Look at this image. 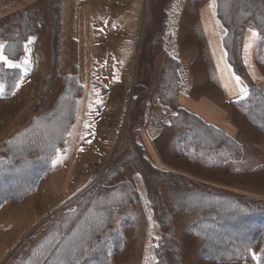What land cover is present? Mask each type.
<instances>
[{
  "label": "rangeland",
  "instance_id": "374dc122",
  "mask_svg": "<svg viewBox=\"0 0 264 264\" xmlns=\"http://www.w3.org/2000/svg\"><path fill=\"white\" fill-rule=\"evenodd\" d=\"M9 4L0 0V10ZM30 5L37 8V26L25 34L19 55L10 58L2 49L10 62L0 60L2 67L18 68L20 74L12 100L2 101L0 85L5 114L0 115V158L16 130L56 103L65 76L75 74L82 94L74 93L76 114L48 172L32 192L0 206V264L20 263L43 240L52 242V252L58 247L59 257H71L87 239L86 223L103 218L99 236L122 237L119 245L112 235L109 264H259L261 241L249 260L206 259L202 238L190 232L203 212L190 211L181 199L199 182L264 208V133L244 109L236 103L227 108L231 132L225 133L240 147L222 159L220 152L182 149L178 138L185 126L171 122L176 106L197 115L178 100L181 89L196 97L208 89L214 94L216 76L200 12L207 5L216 16V0H34ZM7 15L0 14V25ZM8 29L16 32L15 25ZM248 29L252 24L241 37ZM169 57L176 60L178 84L174 96L161 98L155 91ZM258 64L259 80L245 68L235 74L241 88L251 82L264 89V59ZM83 211L86 216L75 228Z\"/></svg>",
  "mask_w": 264,
  "mask_h": 264
},
{
  "label": "trees",
  "instance_id": "16d2710c",
  "mask_svg": "<svg viewBox=\"0 0 264 264\" xmlns=\"http://www.w3.org/2000/svg\"><path fill=\"white\" fill-rule=\"evenodd\" d=\"M36 15L37 8L30 5L6 16L7 21L0 25V41L6 38L7 43L4 44L3 51L10 55L8 57L16 58L19 55L25 34L33 30L35 25L37 26ZM216 17L222 27V45L225 48L228 63L235 74L241 76L245 72L243 56H241L243 38L241 35L242 29L247 24H252L254 31L258 34L255 56L258 63L260 60L263 61L264 0H216ZM11 25H15V33L8 31ZM166 60L165 71L159 81L160 87L155 91V95L161 98L168 94L174 96L178 84L176 60L172 57ZM2 66L0 64V85L3 86L1 93L5 97L9 96L16 86L20 69ZM64 80L65 87L56 97L54 101L56 103L32 117L29 123L16 130L2 145L0 206L4 202L18 200L32 192L48 172L56 150L63 144L70 117L74 118L76 114V96L82 94V86L78 83L75 74L65 76ZM247 86L245 95L234 103L244 109L251 124L264 133V89L251 82ZM74 93L77 95L74 96ZM171 100L174 102V99ZM175 109L176 113L172 115L171 122H181L185 126L178 138V144L182 149L193 147L200 152H220L219 159L238 153L239 143L232 140L224 130L205 123L197 115L185 109L178 106ZM51 126L53 130L50 131ZM199 144L205 147L200 148ZM159 171L161 175H168L165 174L167 171ZM172 178L177 177L173 174ZM192 187L188 194L182 192L181 199L185 200L184 205L192 207L190 211L203 212L190 225V232L202 238L206 259L216 263H226L235 259L249 260L250 251L258 241H261L258 261L259 264H264V208L253 205L237 194H225L199 182H192ZM186 202L188 204H185ZM85 211L75 221V228L86 216ZM65 221L66 218L59 223ZM99 221L104 222L106 219ZM99 221L91 219L86 223L84 229L88 231L87 239L78 248H74L71 257L69 255V258L59 257L58 247L52 252L50 251L52 242L43 240L32 246L26 258L17 264H54V261L59 258L64 259V264H109L107 255L111 247H115L112 235L116 236L115 242L119 245H121L122 237L118 234L100 237L99 233L104 223L99 225L97 224ZM79 235L82 234L79 233ZM44 253H47V259L42 256Z\"/></svg>",
  "mask_w": 264,
  "mask_h": 264
},
{
  "label": "crops",
  "instance_id": "0c3cea01",
  "mask_svg": "<svg viewBox=\"0 0 264 264\" xmlns=\"http://www.w3.org/2000/svg\"><path fill=\"white\" fill-rule=\"evenodd\" d=\"M31 2H34V0H11V4L6 8L1 9L0 14H9L11 10L24 5L28 6ZM200 14H202V20L204 21L203 33L210 48V56L208 58L211 61L210 64L216 76L214 84L208 82L214 86V94L210 95L211 93L208 91L210 89H208L207 91L204 90L206 93L201 92L199 97H196L193 93L189 92L190 89L186 91V89L184 90L183 88L178 92V100L181 101L186 109L193 111L208 123L216 125L224 131L231 132V123L227 119V108L231 104L233 105L235 100L242 98L245 95L244 93H246V89L241 88L239 78L236 77L228 63L225 48L222 45V27L218 18L211 12V6L204 5ZM253 32L256 33L255 36L253 35ZM257 35V32L253 29L245 31L241 47V56H243L242 61L245 69L250 72L255 81L260 79L258 78V72L260 69L258 67L259 64L255 60V43L257 42ZM175 58L179 61L177 57ZM14 89L8 97L2 96V101H10L17 96ZM8 114L11 118L15 116L17 117V113H13L12 115V112H9ZM0 115L5 114L0 113ZM1 117L2 116H0V118Z\"/></svg>",
  "mask_w": 264,
  "mask_h": 264
},
{
  "label": "snow or ice",
  "instance_id": "6c2138e0",
  "mask_svg": "<svg viewBox=\"0 0 264 264\" xmlns=\"http://www.w3.org/2000/svg\"><path fill=\"white\" fill-rule=\"evenodd\" d=\"M253 35L255 36L256 33L253 32ZM3 47H4V45H3V44H0V60L5 61L6 63H10V62L8 61V58H7L6 56H4V54H3V51H2ZM237 79H238V78H237Z\"/></svg>",
  "mask_w": 264,
  "mask_h": 264
}]
</instances>
